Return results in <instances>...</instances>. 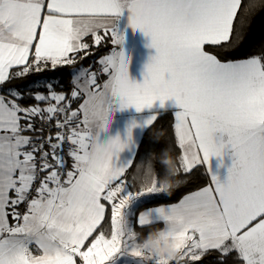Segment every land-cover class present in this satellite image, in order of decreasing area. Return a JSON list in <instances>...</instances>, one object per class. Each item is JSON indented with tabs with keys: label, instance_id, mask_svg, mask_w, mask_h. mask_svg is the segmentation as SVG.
Returning <instances> with one entry per match:
<instances>
[{
	"label": "snow or ice",
	"instance_id": "6c2138e0",
	"mask_svg": "<svg viewBox=\"0 0 264 264\" xmlns=\"http://www.w3.org/2000/svg\"><path fill=\"white\" fill-rule=\"evenodd\" d=\"M256 8V0H0V87L114 46L98 72L79 70L70 99L51 83L44 93L0 94V264H196L212 252L218 264H264V53L222 61L209 51L228 50ZM125 12L156 52L142 82L129 76ZM26 96L34 103L22 104ZM169 100L179 109L178 159L160 161L163 181L150 160L129 179L136 130L149 129ZM130 108L149 111L105 139L114 114ZM44 125L57 131L45 137ZM229 150L221 179L210 161ZM205 165V186L139 210L169 177ZM155 224L163 228L139 242L135 229Z\"/></svg>",
	"mask_w": 264,
	"mask_h": 264
},
{
	"label": "trees",
	"instance_id": "16d2710c",
	"mask_svg": "<svg viewBox=\"0 0 264 264\" xmlns=\"http://www.w3.org/2000/svg\"><path fill=\"white\" fill-rule=\"evenodd\" d=\"M257 8L249 15V23L244 27L238 26V33L234 38L233 44L228 50L222 48H210L209 51L214 52L222 61L238 60L264 53V0H256ZM248 4V0H244V5ZM240 16L245 15V9L242 5ZM86 41L92 45V38H86ZM112 45L110 43L101 47H90L89 55L79 59V61L71 67H58L55 70L43 71L39 74H29L23 79L14 80L7 85L0 87V93L6 92L9 88H14L22 93H35L37 91L44 93L46 91L44 85L51 83L57 92L63 91L69 95L73 88L72 71L75 68L83 67L98 71L100 69L97 63L98 59L108 54ZM24 105L34 103L32 99L26 96L20 101ZM80 100L71 103L72 108H76ZM162 133V134H161ZM25 135H35L32 132H26ZM167 153V155H165ZM180 155L179 149L175 146L173 116L170 111L162 113L156 122L142 135L140 140L137 156L135 157L132 168L127 173L129 179L136 174L137 166L141 163L145 165L150 160L154 166V172L158 175L161 181L164 180V168L160 163L161 160L171 159L175 162ZM187 181L186 183L184 181ZM177 181L179 182L177 186ZM210 181L209 176L204 168L200 166L196 168L191 174L187 176L183 173L168 178V183L173 187L166 189L165 193L158 194L142 206L139 210H144L149 207H156L161 205H169L177 202L184 195L198 190L205 186ZM139 183H136L134 190H138ZM19 210L23 212L25 205H20ZM11 220V218H10ZM107 223V220H106ZM163 228L162 224H155L151 226L137 227L135 230L139 234V242L143 243L149 238L150 234H155ZM196 264H218V254L212 252L206 254L201 261ZM227 264H231L229 258Z\"/></svg>",
	"mask_w": 264,
	"mask_h": 264
},
{
	"label": "crops",
	"instance_id": "0c3cea01",
	"mask_svg": "<svg viewBox=\"0 0 264 264\" xmlns=\"http://www.w3.org/2000/svg\"><path fill=\"white\" fill-rule=\"evenodd\" d=\"M127 17H128V13L125 12L119 21V28L123 31V33L125 35V47L128 49L130 56H131V60H130V64H129V76L132 80H134L136 82H142L143 78H144L143 74H144L145 65L149 62L150 57L154 56L156 54V52H155L154 48L149 47L150 37L145 36L144 33L141 32L139 27H137L135 25L129 26V22H128ZM112 47H114V46L112 45ZM108 54H110V51ZM82 68L83 67H78V68L73 69L72 79H74V77L79 74V70H81ZM83 69H86V68H83ZM103 79H104V76L98 77L99 81H102ZM83 82H84L83 78H81L78 81V83H81V84H83ZM0 94H2V93H0ZM82 98L83 97H81L79 103L82 102ZM79 103L77 104L76 108H78ZM156 103H157V105L159 104L158 101ZM76 108H72V109H76ZM166 109H167V111H170L172 113V116H173V113L175 111L179 110L175 106L174 100H169L166 102ZM148 111L149 110H145V112L142 114L137 113L135 108L117 111L114 114V119H113L112 125L110 126L109 130L106 133H104V138L107 139L110 136H115L117 133H123L125 128H126V125L131 120L142 119L143 116L146 115ZM173 123H174V117H173ZM144 132L145 131H142L139 129L136 130V134H137L139 140H141ZM231 163H232V156H231L230 150L223 157H215V156L212 157L211 161H210L212 173L217 174L220 176L221 179H224L227 176V169H228V167L231 166ZM71 164H72V161L70 159L69 168L71 167ZM206 167H207V165L204 166V168L207 172ZM208 176L210 179L209 174H208ZM179 200L177 202H179ZM177 202H175V203H177ZM161 206H165V205H161Z\"/></svg>",
	"mask_w": 264,
	"mask_h": 264
},
{
	"label": "built area",
	"instance_id": "2783aa9c",
	"mask_svg": "<svg viewBox=\"0 0 264 264\" xmlns=\"http://www.w3.org/2000/svg\"><path fill=\"white\" fill-rule=\"evenodd\" d=\"M70 99V98H69ZM72 108V107H71ZM37 126H39V122H37ZM57 131V129L53 126V127H49L48 125H44V132H43V135L45 137H47L50 133L51 134H55V132ZM45 147L47 148V145H45ZM67 147L68 145L66 144L65 145V154L67 152ZM69 164H70V158H67V166L69 167ZM34 194V193H33Z\"/></svg>",
	"mask_w": 264,
	"mask_h": 264
},
{
	"label": "clouds",
	"instance_id": "9594fccd",
	"mask_svg": "<svg viewBox=\"0 0 264 264\" xmlns=\"http://www.w3.org/2000/svg\"><path fill=\"white\" fill-rule=\"evenodd\" d=\"M161 90H162V91H167V92H172V91H174L173 89H168V88H162ZM169 160H170V159H169ZM178 184H179V182L177 181V186H178ZM171 187H173V185H172L171 183H167V185H166V189L171 188Z\"/></svg>",
	"mask_w": 264,
	"mask_h": 264
},
{
	"label": "rangeland",
	"instance_id": "374dc122",
	"mask_svg": "<svg viewBox=\"0 0 264 264\" xmlns=\"http://www.w3.org/2000/svg\"><path fill=\"white\" fill-rule=\"evenodd\" d=\"M153 197H149V198H146L145 199V201H144V203H146V202H148L149 200H151ZM121 264H125V261H121ZM127 264H134V261H131V260H129L128 262H127Z\"/></svg>",
	"mask_w": 264,
	"mask_h": 264
}]
</instances>
